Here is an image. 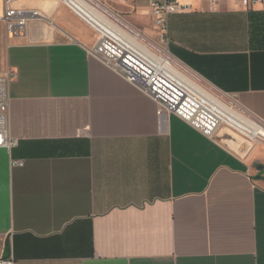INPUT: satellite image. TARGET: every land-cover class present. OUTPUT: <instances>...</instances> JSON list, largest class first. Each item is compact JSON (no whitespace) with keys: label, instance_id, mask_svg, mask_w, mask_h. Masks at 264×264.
<instances>
[{"label":"crops","instance_id":"obj_1","mask_svg":"<svg viewBox=\"0 0 264 264\" xmlns=\"http://www.w3.org/2000/svg\"><path fill=\"white\" fill-rule=\"evenodd\" d=\"M179 1L190 9L168 18L170 56L264 126V9ZM149 2L102 5L133 31L129 24L151 20ZM17 6L48 21L6 40L0 0V70L17 72L8 95L18 141L0 148V257L264 264V145L240 155L174 113L161 115L90 54L95 34L67 8Z\"/></svg>","mask_w":264,"mask_h":264},{"label":"built area","instance_id":"obj_2","mask_svg":"<svg viewBox=\"0 0 264 264\" xmlns=\"http://www.w3.org/2000/svg\"><path fill=\"white\" fill-rule=\"evenodd\" d=\"M23 0H2V23L6 40L22 38L25 36L29 24L33 22L48 21L46 16L37 9L23 8L17 3ZM59 5L67 8L83 24L95 34V46L90 54L102 62L111 71L122 78L126 83L133 86L142 94L151 98L159 107V113L172 112L195 129L212 138V130L216 122L208 120L204 127L200 123L190 120V112L187 99L164 75L163 69L158 60L168 56L173 63L175 60L170 56L167 49V24L171 15L186 12L189 5L181 4L179 0H150L147 6L146 15L151 19L153 27L161 38L162 46L150 50V57L144 56L141 52H123L115 44L104 38L98 30V25L91 18V12H100L121 21L115 14L109 12L103 5V0H55ZM121 3L124 0H112ZM210 9H214L217 0H205ZM236 6L243 9L261 7L264 9V0H232ZM106 13V14H105ZM107 16V17H108ZM17 79V72L5 67L0 70V148L8 151L18 144L16 139L9 134V86ZM260 124V123H259ZM263 128L264 126L260 124ZM250 141V140H249ZM21 162H11V167H22ZM0 264H13L11 257L4 259L0 257Z\"/></svg>","mask_w":264,"mask_h":264},{"label":"bare ground","instance_id":"obj_3","mask_svg":"<svg viewBox=\"0 0 264 264\" xmlns=\"http://www.w3.org/2000/svg\"><path fill=\"white\" fill-rule=\"evenodd\" d=\"M90 16L98 25V30L102 36L115 44L123 52H141L144 56H151L152 52L142 45V42H144L143 36L141 37L139 34L129 31L121 22L114 20L115 17L110 19V16L106 15L105 17L100 12H91ZM158 61L163 69L164 75L187 99L188 111L191 114V117H189L190 120L200 123L201 127H204L210 119L215 121L216 126L212 132H209L210 134H215L217 130H220L219 127L224 124L251 142L264 143V128L261 125L255 123L250 117L245 116L241 110L238 112L235 111L233 108L236 106H227L217 97L209 94L200 86L193 83L178 69L174 68V63L168 56ZM227 141L236 150L242 144H246L247 148L251 144L247 141L239 142L231 135H227Z\"/></svg>","mask_w":264,"mask_h":264},{"label":"rangeland","instance_id":"obj_4","mask_svg":"<svg viewBox=\"0 0 264 264\" xmlns=\"http://www.w3.org/2000/svg\"><path fill=\"white\" fill-rule=\"evenodd\" d=\"M136 25L137 26H133L132 24H129L130 28L134 32H137L141 37L143 36V41H144V42H142L143 45L148 46L147 48H149L150 50H152V48L153 49L154 48L157 49V48H159V47L162 46L161 38L159 36L157 37V33L158 32L153 27L151 20L144 19L142 23L136 24ZM138 27H140V28H138ZM174 68L178 69L185 77H187L193 83H195L198 86H200L202 89H204L209 94L217 97L220 101H222L227 106H229V107L234 106L235 107V104L229 98H227V97H225V96L217 93L216 91H214L206 83H204L202 80L198 79L192 73L188 72L180 64H178V63L175 62L174 63ZM235 108H233L235 111H237V112L240 111L239 108H236L237 110ZM243 114L245 116H247V117H250V116H248L245 113H243ZM250 118L255 123L259 124V122H257L255 119H253L252 117H250ZM219 128H220V130H217V132L215 134H213L212 138L214 140H216L217 142H220V143L224 144L225 146L229 147L233 151H236L237 152V150L235 148L233 149V147L229 145V143L227 141V135H231L234 139H236L239 142H242V141L250 142L252 144V146L255 145V144H262V145L264 144L263 142H260V143L251 142L247 138H245L244 136L240 135L239 133H237L236 131L232 130L231 128L225 126L224 124H222ZM219 131H220V133L218 134Z\"/></svg>","mask_w":264,"mask_h":264},{"label":"water","instance_id":"obj_5","mask_svg":"<svg viewBox=\"0 0 264 264\" xmlns=\"http://www.w3.org/2000/svg\"><path fill=\"white\" fill-rule=\"evenodd\" d=\"M249 149L247 148L246 144H242L241 147L237 150V153L240 155H244L248 152Z\"/></svg>","mask_w":264,"mask_h":264}]
</instances>
